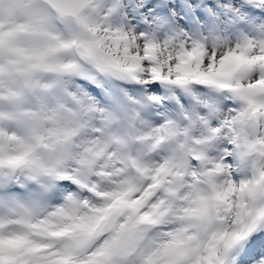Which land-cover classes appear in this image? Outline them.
Listing matches in <instances>:
<instances>
[{"label": "snow or ice", "instance_id": "6c2138e0", "mask_svg": "<svg viewBox=\"0 0 264 264\" xmlns=\"http://www.w3.org/2000/svg\"><path fill=\"white\" fill-rule=\"evenodd\" d=\"M0 264H264V0H0Z\"/></svg>", "mask_w": 264, "mask_h": 264}, {"label": "rangeland", "instance_id": "374dc122", "mask_svg": "<svg viewBox=\"0 0 264 264\" xmlns=\"http://www.w3.org/2000/svg\"><path fill=\"white\" fill-rule=\"evenodd\" d=\"M208 2L209 3H212V0H208ZM230 2V0H218V3L220 4V5H223V4H226V3H229Z\"/></svg>", "mask_w": 264, "mask_h": 264}]
</instances>
